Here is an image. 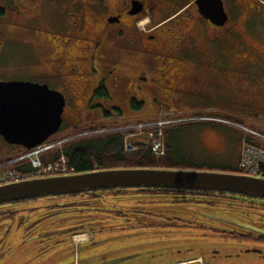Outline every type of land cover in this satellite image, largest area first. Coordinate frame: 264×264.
Masks as SVG:
<instances>
[{
    "label": "flooded vegetation",
    "instance_id": "af4514ba",
    "mask_svg": "<svg viewBox=\"0 0 264 264\" xmlns=\"http://www.w3.org/2000/svg\"><path fill=\"white\" fill-rule=\"evenodd\" d=\"M219 1L227 15L223 25L203 14H211ZM135 5L141 9L136 11ZM144 16L152 19L147 33L138 29ZM238 22L243 28L229 33L232 46H210L209 39L218 36L210 37L206 26L220 35ZM23 69L30 73L18 74ZM221 70L230 71L222 84L233 95L213 94L201 81L202 72L213 78ZM101 71L106 76L96 79ZM145 75L152 81L147 96L217 97L215 110L190 108L184 122L194 126L202 153L223 161L239 158L241 128L264 134V0H0V81L47 85L65 98L60 88L49 85L51 80L85 102L69 117L64 109L57 134L66 128L80 131L82 121L109 120L110 112L101 105L103 115L92 110V100L122 94L136 101L143 95L138 82ZM83 109L84 120L78 116ZM163 114L171 115L159 112L157 117ZM111 124L108 129L87 126L73 137V147L105 148L125 131L118 122ZM138 135L124 136V153L126 145L143 144L134 141ZM201 135L207 138L202 141ZM102 170L108 169L95 165L89 172ZM144 199L154 206H146ZM39 201L43 207L30 206ZM4 223L8 229L0 245L43 258L67 251L73 259L66 264H107L124 257H129L127 263L120 264H264V198L248 195L168 188L63 193L0 205V230ZM192 229L201 231L195 242L187 238ZM168 231L174 235L165 240ZM138 234L161 241L147 245L145 253L116 243L120 254L108 257L111 238ZM80 247L93 259L82 262ZM137 257H145L143 263Z\"/></svg>",
    "mask_w": 264,
    "mask_h": 264
},
{
    "label": "water",
    "instance_id": "95a60500",
    "mask_svg": "<svg viewBox=\"0 0 264 264\" xmlns=\"http://www.w3.org/2000/svg\"><path fill=\"white\" fill-rule=\"evenodd\" d=\"M134 8L139 11L141 6ZM209 11V15L202 13L214 24L223 25L227 21L220 1L214 11ZM65 106L64 96L47 85L0 81V136L10 145L31 150L59 131ZM115 188L209 190L264 198V177L202 170L108 169L3 184L0 185V205L63 193ZM127 259L129 257L118 258L107 264L127 263Z\"/></svg>",
    "mask_w": 264,
    "mask_h": 264
},
{
    "label": "rangeland",
    "instance_id": "374dc122",
    "mask_svg": "<svg viewBox=\"0 0 264 264\" xmlns=\"http://www.w3.org/2000/svg\"><path fill=\"white\" fill-rule=\"evenodd\" d=\"M20 7L22 4H19ZM30 5V4H27ZM8 18V15L6 16V19ZM151 17L144 16V18L141 20L142 22L138 25L140 30H142L144 33V30L147 29V25L149 24V21H151ZM169 26V25H168ZM181 26V25H180ZM178 26V27H180ZM177 27V28H178ZM166 26L164 27V29ZM238 28V31H241L243 28V22L238 23H232L230 26L226 29H223L220 33V35H215V32H217L216 29H214L211 26H206V29L208 30V35L212 38H215L218 36V39L215 41L210 40V46L213 47H229L232 46L235 40H233V35L229 34L230 32L235 31ZM17 65V63H15ZM30 71L23 69L18 72V74H29ZM219 77H213L210 78L207 74L208 72H202V79L205 87L208 91H210L213 94H221L225 95L227 94V86L222 84L224 82L223 76L226 74H230V71L227 70H221L218 72ZM5 74H12L11 70L5 71ZM104 76H106L105 71H101L97 74L96 79L100 78L103 79ZM95 77V75H94ZM196 81V80H195ZM49 85L54 88H60L65 94L66 98V107L65 112L67 117L73 115V112L75 109H79L85 105V102H83L79 97L72 98L70 94L67 92L66 89L60 86V84L49 80ZM152 83L149 76L145 75L144 80H139L138 85L141 88V92L143 93L142 96L136 97V101L139 103L138 107H134L131 103V98L122 95L121 96H113L110 95L109 98H95L91 102V106L93 111H102L103 110L99 107L100 105L104 108L105 111L114 113L115 110L113 108H117L122 112V118H118L116 115H113V117H109V120H104L97 123H88L86 124L84 121H82L79 126L83 127L80 131L78 130H71V128H66L62 132L60 131L54 139H58L59 141H62L63 139H67V142H72L73 137L78 133L83 131L87 126H92L95 128L104 127V128H110L113 125L111 122L116 121L120 126L125 127V129L129 128L131 132L140 131L144 127H146L147 124H152L151 126L155 125L160 131L163 132L164 138L167 139V143L173 147L174 152L186 160V163L184 166L177 165L176 162H172L170 165L165 166V168H159V169H167V170H199V169H205L207 171H214V172H220L221 168L226 167L227 169H234L237 167L238 164V156L232 157L230 159H227L223 161L222 159H214L210 157L206 153L201 152L202 143L198 142L197 135L195 132L194 126H191L189 123H185V119H187L185 116H189L191 109L199 110V111H209V110H215L216 109V103L217 97L212 99V101L206 99H200L195 97L194 95L186 94L184 93L182 96H179L177 98L173 99H164V98H155L152 96H147L145 93L150 89V84ZM127 92V87H126ZM73 94V91H72ZM233 95V90L230 91V93ZM84 109L82 110L81 116L82 119L84 118ZM86 111V110H85ZM87 112V111H86ZM159 112H169L171 115L163 114L157 117ZM103 115V114H102ZM76 116V115H75ZM177 116V117H174ZM185 117V118H183ZM69 119V118H68ZM84 120V119H83ZM65 121V120H64ZM169 122V124H164L162 127L160 126V123ZM155 123V124H153ZM173 123V124H170ZM67 125L68 122H65ZM70 126H72L70 124ZM85 126V127H84ZM149 127V126H148ZM146 127V128H148ZM154 126L148 131H144V134H148L149 132H155L157 129ZM70 131H69V130ZM244 132L243 135L245 137H250L252 133H258L261 134L257 129H248V128H241ZM248 131L251 132V134L247 135ZM264 135V134H262ZM72 137V138H71ZM202 141L205 140L207 137L205 135H201ZM201 141V140H200ZM73 144V143H72ZM210 148L213 147L212 140H209ZM149 147V145H148ZM21 148V147H19ZM241 149V146H240ZM63 151V148H62ZM24 151L22 149H18L17 147H14L13 145L8 144L3 140V138L0 136V161L10 158H17L21 157L23 155ZM21 164L20 161H15V164ZM13 163H11L8 167H11ZM9 168H1V169H9ZM203 170V171H205ZM227 173V172H225ZM230 173V172H229ZM144 203L146 206H154V202L151 199H144ZM16 202L8 203L13 204ZM15 208H17L18 205H13ZM29 206V205H28ZM34 208L37 207H43V202H35L34 204L30 205ZM37 213H40L41 211H36ZM16 220L19 219L20 215L17 213L13 216ZM8 229V224L4 223L1 226L0 230V237H2L3 230ZM176 229V227H174ZM189 235H187V238H191L190 240L192 242H195V240H199L201 237V231L199 229H192L189 231ZM146 234V233H145ZM144 234H138V235H129L125 238H121L119 241H114L112 238L108 243H111V248H108V257L111 256H118L120 254V251H115L114 248L116 247L115 244H123V248H131L133 252H144V249L147 245L151 244H157L158 241H161L160 239L156 237H146L143 236ZM174 233L168 231L166 233L167 238H163L165 240H170V236H173ZM205 239H209L208 237H204ZM141 239V240H140ZM164 243L160 244L159 247H162ZM26 246L29 245L28 243L25 244ZM31 245V244H30ZM29 245V246H30ZM21 248H15L10 246V244L6 245H0V264H46L48 262H52L53 260L58 262L59 264H66L68 261H72L73 257L72 255L68 254L67 251H60L59 253L49 255L47 257H34L33 255H26L21 254L20 251ZM22 251H25L24 249H21ZM80 260L82 262L93 259V257H90V254L87 253V250L83 247H80ZM140 263H143V257H137V259L140 260ZM75 260V258H74Z\"/></svg>",
    "mask_w": 264,
    "mask_h": 264
},
{
    "label": "built area",
    "instance_id": "2783aa9c",
    "mask_svg": "<svg viewBox=\"0 0 264 264\" xmlns=\"http://www.w3.org/2000/svg\"><path fill=\"white\" fill-rule=\"evenodd\" d=\"M155 124V123H153ZM169 122L160 123L159 127ZM172 124V123H170ZM152 124L146 126L152 128ZM155 132L145 134L149 142V148L154 157L160 158L165 156L166 147L163 140V132L157 127ZM251 134L248 131L247 135ZM62 141L50 139L43 144L31 149L23 150L21 157L10 158L0 165V185L18 182L31 175L35 176H55L65 175L74 172V168L68 163V159L62 153ZM125 149L134 150L128 145ZM15 161L23 163L20 169L9 168L8 166ZM9 169H1V168ZM30 171L25 170V168ZM238 169L242 174L253 177H264V135L252 133L250 137L243 136L241 140L240 159Z\"/></svg>",
    "mask_w": 264,
    "mask_h": 264
},
{
    "label": "trees",
    "instance_id": "16d2710c",
    "mask_svg": "<svg viewBox=\"0 0 264 264\" xmlns=\"http://www.w3.org/2000/svg\"><path fill=\"white\" fill-rule=\"evenodd\" d=\"M104 96V95H101ZM134 107H138L139 103L134 99L131 101ZM117 114L116 116L121 117L122 113L119 109H114ZM108 117H113V114H107ZM148 131V128L144 129ZM128 129H125L123 133L120 134L119 139L116 138L112 140L109 145L107 144L105 148L98 149L96 147H86L82 148L73 147V142H67L64 144V154L66 155L69 165L75 169L76 173H85L93 170L94 166L97 165L103 169H123V168H165V166L170 165L173 161L177 165L184 166L186 160L178 156L171 145L166 144L167 153L163 158H155L150 151V148L146 144H138L139 149L134 151H129L127 153L123 152V140L126 134H132ZM23 163H13L11 167L15 169H20ZM10 167V166H9ZM169 167V166H167ZM5 168V167H3ZM25 168V167H23ZM27 170V168H25ZM205 170V169H199ZM207 171V170H205ZM210 171V170H209ZM220 172L227 173H240L237 168L227 169L226 167L221 168Z\"/></svg>",
    "mask_w": 264,
    "mask_h": 264
},
{
    "label": "crops",
    "instance_id": "0c3cea01",
    "mask_svg": "<svg viewBox=\"0 0 264 264\" xmlns=\"http://www.w3.org/2000/svg\"><path fill=\"white\" fill-rule=\"evenodd\" d=\"M136 143H138V142H143V143H145V139L143 138V137H141V136H139L136 140H134ZM167 139L165 138V140H164V143H166L167 144ZM169 144V143H168ZM239 152H240V150H239Z\"/></svg>",
    "mask_w": 264,
    "mask_h": 264
}]
</instances>
